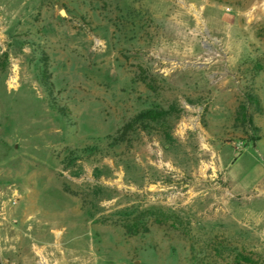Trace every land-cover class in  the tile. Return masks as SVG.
I'll return each instance as SVG.
<instances>
[{
    "label": "rangeland",
    "instance_id": "1",
    "mask_svg": "<svg viewBox=\"0 0 264 264\" xmlns=\"http://www.w3.org/2000/svg\"><path fill=\"white\" fill-rule=\"evenodd\" d=\"M0 264H264V0H0Z\"/></svg>",
    "mask_w": 264,
    "mask_h": 264
},
{
    "label": "trees",
    "instance_id": "2",
    "mask_svg": "<svg viewBox=\"0 0 264 264\" xmlns=\"http://www.w3.org/2000/svg\"><path fill=\"white\" fill-rule=\"evenodd\" d=\"M146 114H152V116H149L150 117V119H159V117H161L162 115H164V113L165 112H161V111H148V112H145ZM145 113H142V114H144V115H146ZM136 117H138V116H136ZM135 117V118H136ZM134 118V119H135ZM250 123V122H249ZM130 125L128 124V125H126L124 128H123V130H126V129H130L131 128V126L129 127Z\"/></svg>",
    "mask_w": 264,
    "mask_h": 264
},
{
    "label": "bare ground",
    "instance_id": "3",
    "mask_svg": "<svg viewBox=\"0 0 264 264\" xmlns=\"http://www.w3.org/2000/svg\"><path fill=\"white\" fill-rule=\"evenodd\" d=\"M12 82H14V80H12Z\"/></svg>",
    "mask_w": 264,
    "mask_h": 264
}]
</instances>
